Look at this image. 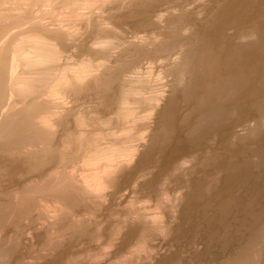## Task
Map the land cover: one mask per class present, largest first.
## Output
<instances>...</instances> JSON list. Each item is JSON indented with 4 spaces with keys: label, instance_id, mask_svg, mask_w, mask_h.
<instances>
[{
    "label": "bare ground",
    "instance_id": "bare-ground-1",
    "mask_svg": "<svg viewBox=\"0 0 264 264\" xmlns=\"http://www.w3.org/2000/svg\"><path fill=\"white\" fill-rule=\"evenodd\" d=\"M0 264H264V0H0Z\"/></svg>",
    "mask_w": 264,
    "mask_h": 264
}]
</instances>
